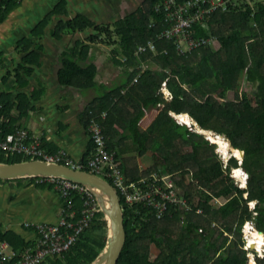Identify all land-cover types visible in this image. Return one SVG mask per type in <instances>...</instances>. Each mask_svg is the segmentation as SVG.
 I'll return each instance as SVG.
<instances>
[{
    "label": "trees",
    "instance_id": "1",
    "mask_svg": "<svg viewBox=\"0 0 264 264\" xmlns=\"http://www.w3.org/2000/svg\"><path fill=\"white\" fill-rule=\"evenodd\" d=\"M22 2L2 0L0 24ZM162 2L144 0L115 22L114 34L109 24L97 25L85 15L69 18L68 2L62 0L33 31V38L18 42L16 50L22 61L3 80L13 79L21 86L28 84L26 78L33 72L28 65L41 63L36 41L45 36L56 17L61 19L51 32L58 40L66 34L94 29L88 41L79 39L63 51L58 72L64 85L81 91L98 90L86 109L89 134L93 120L103 127L107 147L115 153V164L129 182L154 172L180 174L181 178L174 177L176 185L180 195L192 204L190 211L172 205L171 211L159 219L147 206L129 207L122 199L127 241L118 264H249L251 251L245 247L244 225L253 221L256 214V227L264 232V0H201L185 13L193 19L190 26L172 38L166 33L165 38H160L170 28L166 19L167 0L165 11ZM103 35L110 39V44L117 43L112 41L116 35L119 38L111 57L124 76L114 86L99 84L98 68L91 54L92 46L99 44ZM181 38L197 46L182 49ZM150 41L155 43L157 52L148 48L138 53L139 47H148ZM214 42L220 47L214 48ZM3 55L0 50V65L4 64ZM164 84L172 93L171 98L166 97ZM33 91L39 98L44 88L34 86ZM230 91L235 92L233 100L228 98ZM14 99L11 92L0 93L1 142L21 127L17 123L22 113L27 115L32 110L26 93L19 100ZM24 99L25 106L15 105ZM16 109L21 112L19 118L13 116ZM172 113L188 114L186 122L194 120L200 130L227 137L233 148L245 152L242 164L232 157L225 166L216 152V144L205 133L178 123ZM186 146L192 150L187 152ZM42 147L50 153L61 151L45 144ZM94 147L92 141L89 155L82 162H88ZM132 151L141 156L151 151L152 168L145 172L130 169L125 155ZM31 159L34 158L0 149V162ZM238 168H245L248 173L246 188L240 187L232 176ZM191 174L192 179L187 182L185 177ZM37 178L0 180V183L31 182ZM103 178L113 183L105 175ZM222 198L225 202L221 206L211 204L213 199ZM253 201H257L255 210L250 206ZM64 202L67 211L70 203L76 211L84 206L83 197L77 192ZM108 235L107 218L101 210L63 256L48 258L42 264H92L104 251ZM3 241L18 252L33 245L16 232L0 230V244ZM154 245L159 249L156 255L152 254ZM256 260L257 264H264V255Z\"/></svg>",
    "mask_w": 264,
    "mask_h": 264
},
{
    "label": "crops",
    "instance_id": "2",
    "mask_svg": "<svg viewBox=\"0 0 264 264\" xmlns=\"http://www.w3.org/2000/svg\"><path fill=\"white\" fill-rule=\"evenodd\" d=\"M69 18L82 14L90 18L97 25L100 24L101 2L99 0H67ZM103 5V4H102ZM131 12V10H130ZM99 14L95 17L93 14ZM55 18L43 38L36 41L35 49L40 54V65H28L33 68L32 75L27 77L26 86L18 85L13 79L3 80V76L15 69L21 63V53L12 49V53L7 55L5 50L4 64L0 65V93L8 91L13 98L18 99L21 94H27L31 99L32 110L24 115L17 109L13 116L19 118L21 128H26L30 134L37 136L51 148H58L69 153L76 161H82L89 155L92 144L88 126L86 124V109L92 99L87 98L85 91L79 88L64 85L59 79V69L61 67L60 56L68 47L73 46L79 39H85L94 33V29L75 35L66 34L58 40L53 37L51 29L57 24ZM7 26L0 24V42L3 40ZM88 36V37H89ZM42 46L41 48L38 46ZM107 49L100 45H93L91 54L95 57L97 65V78L105 69V64L110 68L115 62L109 61ZM108 57V59H107ZM8 60H7V59ZM112 58V57H110ZM114 61V60H113ZM117 73L121 71L119 66ZM112 73L115 70H111ZM124 75L120 72V78ZM43 87L44 93L36 98L33 87ZM93 92L95 89H91ZM88 92V91H87ZM14 99V101H15ZM27 100L16 106H25ZM17 111V112H16ZM9 181L0 183V230L13 231L20 234L28 244L33 243L36 235L27 228V223H56L59 221L64 209V197L54 186H42L36 181ZM51 185V184H50Z\"/></svg>",
    "mask_w": 264,
    "mask_h": 264
},
{
    "label": "built area",
    "instance_id": "3",
    "mask_svg": "<svg viewBox=\"0 0 264 264\" xmlns=\"http://www.w3.org/2000/svg\"><path fill=\"white\" fill-rule=\"evenodd\" d=\"M201 0H185L178 4L174 0H167L166 19L170 22V28L162 32L160 38H165V33L172 38L176 33L183 34L185 28L189 27L192 18L185 13L190 10L194 3ZM165 11V0L162 2ZM176 4V8L173 9ZM173 9V11H172ZM186 17H185V16ZM185 44V50H191L197 43L180 39L179 47ZM147 46H140L138 53L146 51L148 48L157 52L154 42H148ZM91 140L94 142V150L88 162L76 161L67 151L50 153L42 147L39 137L30 134L26 128L18 127L14 134L7 140L0 141V149L13 153L30 156L34 159H44L52 162L68 164L77 169H86L100 175H104L113 181L120 199L125 204L132 207L143 204L151 209L157 218H163L171 211V206H180L185 211L192 209V204L188 198L180 195L178 186L172 174H160L154 172L151 176H144L137 181L125 179L122 170L115 164V153L109 151L103 127L93 120L90 126ZM63 161V162H62ZM41 184H52L57 188L67 201L73 192L82 195L84 206L80 211H76L73 204H69L70 211L64 209L58 222L56 223H27V228L35 233L36 239L33 245L28 246L23 251H16L12 245L4 241L0 244V264H42L48 258H58L64 255L78 239L79 235L91 223L92 219L101 211L100 204L93 193L84 185L64 179L54 177H38L35 180ZM122 202V201H121ZM202 209H198L201 213ZM75 216H78L75 218Z\"/></svg>",
    "mask_w": 264,
    "mask_h": 264
},
{
    "label": "water",
    "instance_id": "4",
    "mask_svg": "<svg viewBox=\"0 0 264 264\" xmlns=\"http://www.w3.org/2000/svg\"><path fill=\"white\" fill-rule=\"evenodd\" d=\"M62 0H23L6 19L7 26L0 50L9 55L18 42L33 38L32 33ZM2 0H0L1 6ZM8 60V59H7ZM174 115L178 116V114ZM188 115V114H187ZM189 116V115H188ZM198 124V123H197ZM201 132H208L201 130ZM236 149V148H233ZM239 150L244 159L245 152ZM242 159V160H243ZM242 171H246L242 168ZM29 177L64 178L87 187L97 198L107 218L109 235L104 251L92 264H118L127 241L124 208L114 185L100 175L86 169H77L68 164L44 159H31L16 163L0 162V180ZM260 231V230H259ZM264 234L263 231H260ZM251 249L253 244L248 242Z\"/></svg>",
    "mask_w": 264,
    "mask_h": 264
},
{
    "label": "rangeland",
    "instance_id": "5",
    "mask_svg": "<svg viewBox=\"0 0 264 264\" xmlns=\"http://www.w3.org/2000/svg\"><path fill=\"white\" fill-rule=\"evenodd\" d=\"M144 0H99V2H101L99 5L101 6V15H100V24H105V25H108V26H112L111 27V31L115 34L116 33V28H114V21L116 20H119L120 17L123 18L125 15L129 14L130 13V10L132 11L133 9L137 8L139 5L142 4ZM242 1V0H240ZM244 1H252L253 0H244ZM103 4V5H102ZM95 17H97L99 14H93ZM89 36V35H88ZM85 37V39L88 41L89 38ZM109 38L105 35L103 36H100V38L98 39V43L99 44H96V45H100L103 49H107V54L110 55L109 56V61L110 62H114L112 58H110L112 56V53H113V50L115 48H118V36L116 35L115 36V39L112 40V41H117V43H113V44H110L109 43ZM184 49H186V45L183 44L181 45ZM213 46L214 48H219L220 47V44L217 43V42H214L213 43ZM108 59V57H107ZM108 65L110 66V68L107 67V63L105 64V69L104 71L102 70V75L100 77H98V82L99 84H103V85H107V86H114L116 85L117 83L120 82L121 78L119 77L120 76V72H119V76H118V73H117V67L115 66V64L111 65L110 63H108ZM111 70H115L114 73L111 72ZM244 84V82H243ZM103 90V88H101V91ZM163 90L165 92V95L167 98H171L172 97V93L169 91L168 87L164 84L163 86ZM88 91V92H87ZM87 93H89L87 95ZM96 93H99L98 90L96 89L94 92L89 89V90H85V94L87 95V98L89 99H92ZM235 97V92L234 91H230L228 93V98L233 100ZM173 116L176 118V120L178 121V123L184 125L186 124L187 126H189V128L191 130H194V131H199L201 132L200 130V127L198 126L197 122H195L194 120H191L190 122H184V119H179L178 116L174 115V113H172ZM186 118V117H184ZM17 126H21L19 123H17ZM206 134V137L210 140L211 143H214L216 144V152L219 154L220 158L224 161L225 163V166L228 164L229 160L232 158V157H236L238 158L239 160V163L242 162V159L243 158H240L238 156H236V154L233 152V150H229V153L228 155L225 154L222 149L219 147L218 143L214 141V139L211 137V135H215L213 132H203ZM223 136V135H222ZM224 138H226L228 141L229 139L225 136H223ZM230 143V141H229ZM231 144V143H230ZM232 146V144H231ZM233 147V146H232ZM185 150L187 152H190L192 150V148L190 146H186L185 147ZM6 152H9V153H13V152H10V151H6ZM8 155V154H7ZM11 159H15L16 157L14 155H9ZM243 157V156H242ZM127 158V161H128V167L132 170L136 169V168H139V171L140 172H145L146 170H148L149 168H152L153 166V160H152V157H151V151L148 152L147 154H144L143 156L139 155L138 152L136 151H132L131 153L129 154H126L125 155V159ZM13 161V160H12ZM242 164V163H241ZM241 169V168H238L236 170L233 171V178L235 180V182L242 188H246L247 185H248V180H249V176H248V173L245 171L244 174H241V175H238L237 174V171ZM240 171V170H239ZM173 178L176 177V178H181L180 174H178L177 176H175L174 174L172 175ZM192 179V174L191 175H187L185 178H187V182H189L191 179ZM189 178V179H188ZM22 179V178H20ZM198 198V196H197ZM225 202V199L222 198V199H213L211 201V204L214 205L215 207H219L221 206L223 203ZM250 206H251V209L255 210V207L257 206V201H253L250 203ZM255 215L253 216V221H249L246 223V225H244V229H243V232H244V238H245V242H246V248L247 249H250V253H249V257H250V263L249 264H252L251 262L254 260L255 263L253 264H257V260L256 258L259 257V256H263L264 255V248H257V249H251V247L249 246L248 242H250V237H249V234L248 232L246 231V228L248 226L249 223H251L255 228H256V221H255ZM232 238V237H230ZM159 252V249L154 245L152 247V254L153 255H156L158 254ZM253 257V259H252Z\"/></svg>",
    "mask_w": 264,
    "mask_h": 264
},
{
    "label": "bare ground",
    "instance_id": "6",
    "mask_svg": "<svg viewBox=\"0 0 264 264\" xmlns=\"http://www.w3.org/2000/svg\"><path fill=\"white\" fill-rule=\"evenodd\" d=\"M186 114H180L178 115L179 119H184V122H186ZM211 137L214 139L215 142L218 143L219 147L222 149V151L228 155L229 150H233V152L236 154V156L242 158V155L239 150L233 149L229 141L224 138L222 135H211ZM240 170V171H239ZM237 171L238 175L244 174L245 172L242 171V169H239ZM242 176V175H241ZM246 231L249 234L250 237V243L253 244L254 248H264V234H262L257 227L255 228L251 223L248 224Z\"/></svg>",
    "mask_w": 264,
    "mask_h": 264
},
{
    "label": "clouds",
    "instance_id": "7",
    "mask_svg": "<svg viewBox=\"0 0 264 264\" xmlns=\"http://www.w3.org/2000/svg\"><path fill=\"white\" fill-rule=\"evenodd\" d=\"M164 91V90H163ZM165 93V92H164ZM180 115V114H179ZM214 133V132H213ZM215 134V133H214ZM216 135H218V134H216ZM243 161V160H242ZM242 163V162H241ZM242 169V168H241ZM4 242V241H3ZM14 249V248H13Z\"/></svg>",
    "mask_w": 264,
    "mask_h": 264
},
{
    "label": "flooded vegetation",
    "instance_id": "8",
    "mask_svg": "<svg viewBox=\"0 0 264 264\" xmlns=\"http://www.w3.org/2000/svg\"><path fill=\"white\" fill-rule=\"evenodd\" d=\"M125 16H126V15H125ZM125 16H124V17H125ZM120 18H121V17H120ZM116 21H117V20H116ZM116 21H114V23H115Z\"/></svg>",
    "mask_w": 264,
    "mask_h": 264
}]
</instances>
